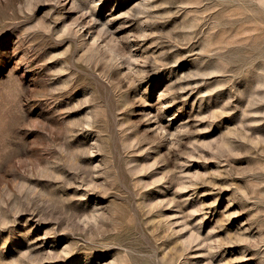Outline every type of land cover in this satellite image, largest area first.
<instances>
[{"label":"rangeland","instance_id":"rangeland-1","mask_svg":"<svg viewBox=\"0 0 264 264\" xmlns=\"http://www.w3.org/2000/svg\"><path fill=\"white\" fill-rule=\"evenodd\" d=\"M0 264H264V0H0Z\"/></svg>","mask_w":264,"mask_h":264}]
</instances>
